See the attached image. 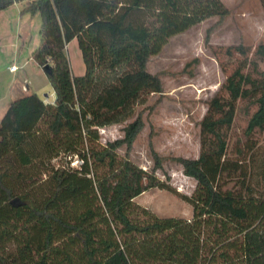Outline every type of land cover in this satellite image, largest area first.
Listing matches in <instances>:
<instances>
[{
    "label": "trees",
    "instance_id": "16d2710c",
    "mask_svg": "<svg viewBox=\"0 0 264 264\" xmlns=\"http://www.w3.org/2000/svg\"><path fill=\"white\" fill-rule=\"evenodd\" d=\"M17 3L39 17L30 59L46 69L54 99H15L0 119V264H264V197L222 183L229 166L238 168L225 160L237 104L256 107L246 134L264 128V44L253 52L209 47L226 76L199 121L198 157L173 159L195 182L180 197L191 215L161 218L133 202L153 189L172 191L155 176V153L151 171L128 157L141 120L105 145L96 131L162 92L146 65L167 39L228 10L218 0H0V11ZM72 40L80 77L66 55ZM59 157L64 164L53 165Z\"/></svg>",
    "mask_w": 264,
    "mask_h": 264
},
{
    "label": "rangeland",
    "instance_id": "374dc122",
    "mask_svg": "<svg viewBox=\"0 0 264 264\" xmlns=\"http://www.w3.org/2000/svg\"><path fill=\"white\" fill-rule=\"evenodd\" d=\"M218 1L229 12L226 18H205L167 39L158 54L148 60L146 69L159 76L162 92L134 103L125 121L96 131L98 143L105 145L121 139L123 129L136 118L141 120L142 128L128 157L140 169L151 171L154 166L152 152L155 153L160 159L155 176L172 191L153 189L133 202L157 217L188 219L191 215L190 206L180 197H189L195 182L182 175L181 167L173 159L198 157L199 121L207 102L218 92L226 76L220 71L210 48L243 45L253 52L257 45L264 44V12L258 0ZM37 31L36 28L34 34L31 33L27 48L22 49L15 40L0 43V97L4 96V101L11 97L9 88L12 92L35 93L42 100L53 98L45 74L30 59L34 36L38 40ZM69 43L66 55L70 70L74 77H80L84 73L81 56L76 41ZM10 65L15 67V72H8ZM259 67L264 70V65ZM99 76L104 77L101 73ZM255 109L248 101L237 104L225 160L237 164L238 168L229 166L222 183L226 190H245L255 197H264V128L246 134L247 122ZM124 152L122 147L117 154L123 156ZM64 162L59 157L52 164L57 166ZM69 166H77L75 158Z\"/></svg>",
    "mask_w": 264,
    "mask_h": 264
},
{
    "label": "crops",
    "instance_id": "0c3cea01",
    "mask_svg": "<svg viewBox=\"0 0 264 264\" xmlns=\"http://www.w3.org/2000/svg\"><path fill=\"white\" fill-rule=\"evenodd\" d=\"M23 4L24 3L13 4L7 9L0 11V43H4L7 40L10 41L15 40L17 44L19 43L21 45L22 49L27 48V43L29 42L32 36L31 33L35 32L36 28L39 30L40 22L38 15L37 14L29 15L22 13L21 10L23 9ZM32 41H33V46L30 49V53L33 52L31 50H34L37 47L39 43V36H38V40H36L34 36V39ZM73 41L75 40H72L69 44H71ZM9 89L11 91L10 99L4 101L3 99L4 96L0 97V119L2 118L6 108L8 107L11 101L30 95L18 90L16 92L15 91L12 92V89L11 88ZM53 99H54V95L51 100H47V103H52Z\"/></svg>",
    "mask_w": 264,
    "mask_h": 264
},
{
    "label": "built area",
    "instance_id": "2783aa9c",
    "mask_svg": "<svg viewBox=\"0 0 264 264\" xmlns=\"http://www.w3.org/2000/svg\"><path fill=\"white\" fill-rule=\"evenodd\" d=\"M8 72H10V73L15 72V67H14V66H10V67L8 68ZM44 103H47V98L44 100Z\"/></svg>",
    "mask_w": 264,
    "mask_h": 264
},
{
    "label": "water",
    "instance_id": "95a60500",
    "mask_svg": "<svg viewBox=\"0 0 264 264\" xmlns=\"http://www.w3.org/2000/svg\"><path fill=\"white\" fill-rule=\"evenodd\" d=\"M41 70H42V72H43L44 74L46 73V69H45V68H42Z\"/></svg>",
    "mask_w": 264,
    "mask_h": 264
}]
</instances>
